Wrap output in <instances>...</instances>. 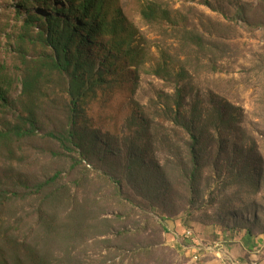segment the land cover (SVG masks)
I'll return each instance as SVG.
<instances>
[{"label":"rangeland","instance_id":"374dc122","mask_svg":"<svg viewBox=\"0 0 264 264\" xmlns=\"http://www.w3.org/2000/svg\"><path fill=\"white\" fill-rule=\"evenodd\" d=\"M65 3L0 0V130L23 113L28 68L50 54L22 41L25 20ZM104 13L119 33L89 46L109 73L86 107L78 167L47 137L68 125L56 77L45 79L35 135L0 148V264H232L215 246L264 234V0H105ZM159 67L184 71L168 79ZM177 83L202 117L196 181L172 122Z\"/></svg>","mask_w":264,"mask_h":264},{"label":"trees","instance_id":"16d2710c","mask_svg":"<svg viewBox=\"0 0 264 264\" xmlns=\"http://www.w3.org/2000/svg\"><path fill=\"white\" fill-rule=\"evenodd\" d=\"M105 0H66L61 8H55L56 15L46 16L31 15L24 22V35L22 41L27 43H39L50 54L42 56L40 61L34 62L26 72L22 80V94L25 98L23 113L17 117V123L12 124L7 130H0V148L8 147L12 141L33 137L37 125L40 122V100L45 91L46 78H58L65 82L64 94L67 99L66 129L60 132H50L47 137L56 141L62 150L61 156L70 158L73 162L71 170L77 168L75 158L72 156L79 153L83 158L87 154V134L82 129L87 105L95 98L97 91L107 84L109 70L106 68L107 61L101 60L100 66L91 58L89 46L103 35L112 34L117 39L118 26L113 21H108L104 13ZM142 15L145 20L151 22L155 10L147 7ZM37 29V30H36ZM126 32V29H123ZM196 44L201 42L198 35H192ZM124 37L120 38L119 45L125 43ZM120 52V49L117 50ZM131 52V45L125 54ZM169 70L166 67L155 69L153 72L158 77L173 78L182 74V68ZM183 81V80H182ZM5 87L0 84V104L5 100ZM174 94L169 97L172 101L171 109L175 112L172 120L175 127L188 137L187 149L189 151L190 179L196 181L200 171L199 146L201 141V116L188 109L186 92L177 83L173 88ZM7 149V148H6ZM61 173L54 175L47 181L36 185L35 191L39 194L51 188L61 180ZM118 184V183H117ZM119 185V184H118ZM118 195L122 188L118 186ZM60 190H55L46 196V200L60 199ZM14 196V195H13ZM0 199L6 200L7 194L0 191ZM3 205V204H0ZM15 264H22L19 259Z\"/></svg>","mask_w":264,"mask_h":264},{"label":"crops","instance_id":"0c3cea01","mask_svg":"<svg viewBox=\"0 0 264 264\" xmlns=\"http://www.w3.org/2000/svg\"><path fill=\"white\" fill-rule=\"evenodd\" d=\"M229 243L231 245L222 244V249L225 248V253L228 255L226 259L232 261V264H264V234L235 238ZM209 264L227 263L217 258Z\"/></svg>","mask_w":264,"mask_h":264},{"label":"built area","instance_id":"2783aa9c","mask_svg":"<svg viewBox=\"0 0 264 264\" xmlns=\"http://www.w3.org/2000/svg\"><path fill=\"white\" fill-rule=\"evenodd\" d=\"M186 235H187V237H190V238L193 236L191 233H189V231L186 233ZM215 247H222V246L217 245V246H215ZM219 251H220V250H219Z\"/></svg>","mask_w":264,"mask_h":264}]
</instances>
